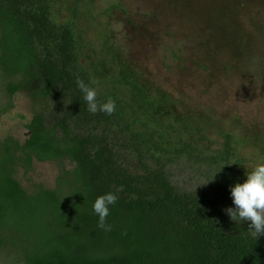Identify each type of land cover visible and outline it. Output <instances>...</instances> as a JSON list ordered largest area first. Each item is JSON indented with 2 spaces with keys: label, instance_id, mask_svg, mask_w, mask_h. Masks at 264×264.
<instances>
[{
  "label": "trees",
  "instance_id": "1",
  "mask_svg": "<svg viewBox=\"0 0 264 264\" xmlns=\"http://www.w3.org/2000/svg\"><path fill=\"white\" fill-rule=\"evenodd\" d=\"M51 6L0 0L5 92L31 105L23 140L0 141V249L22 264H264V234L232 221L222 193L173 179L172 160L137 130L116 93L98 89L80 64L73 26L55 24ZM77 78L97 91L98 104L113 99L114 113H90ZM230 151L227 139L219 160L228 174ZM34 162L54 166L50 186L22 185ZM108 192L118 197L110 232L93 211Z\"/></svg>",
  "mask_w": 264,
  "mask_h": 264
},
{
  "label": "rangeland",
  "instance_id": "2",
  "mask_svg": "<svg viewBox=\"0 0 264 264\" xmlns=\"http://www.w3.org/2000/svg\"><path fill=\"white\" fill-rule=\"evenodd\" d=\"M51 17L73 26L80 64L172 160L173 179L234 208L230 188L264 163V0H52ZM30 118L29 100L8 96L0 75V141H22ZM227 139L231 174L219 160ZM185 145L189 155L177 153ZM54 176L34 162L20 180ZM0 264L22 262L2 248Z\"/></svg>",
  "mask_w": 264,
  "mask_h": 264
},
{
  "label": "clouds",
  "instance_id": "3",
  "mask_svg": "<svg viewBox=\"0 0 264 264\" xmlns=\"http://www.w3.org/2000/svg\"><path fill=\"white\" fill-rule=\"evenodd\" d=\"M77 86L84 94L83 99L87 102L88 111L92 114L104 112L107 115L114 113L115 101L109 98L104 103L97 102V91L89 87L82 79L77 78ZM247 179L243 183H236L230 188L231 198L235 207L224 211L232 221L250 222L249 230L254 237L264 234V163L256 165L247 172ZM118 197L113 192L100 195L93 204V211L99 217L98 227L106 232L112 230L108 224L110 207L114 205Z\"/></svg>",
  "mask_w": 264,
  "mask_h": 264
}]
</instances>
